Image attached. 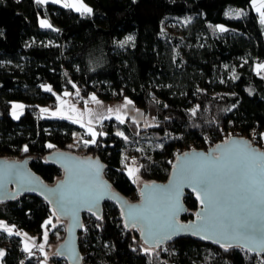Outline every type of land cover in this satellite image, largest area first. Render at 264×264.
<instances>
[{"label":"trees","instance_id":"trees-1","mask_svg":"<svg viewBox=\"0 0 264 264\" xmlns=\"http://www.w3.org/2000/svg\"><path fill=\"white\" fill-rule=\"evenodd\" d=\"M84 1L90 14L52 1L0 0V157L27 158L55 184L64 171L46 156L75 153V134L85 132L40 108L56 107L64 92L77 90L82 99L95 93L103 100L129 97L152 116L150 125L131 117L104 120L98 129L105 135L84 154L76 152L103 158L105 175L131 202L139 201L140 190L127 174L130 155L142 158L141 179L165 182L177 154L193 143L208 149L237 135L264 150V76L255 70L264 62V23L252 0ZM41 20L52 27H41ZM14 101L27 106L19 119L12 115ZM185 202L188 213L181 219L189 221L200 204L192 193ZM52 209L36 195L0 201V224L13 228L12 234L0 228V264H40L24 258L27 241L17 232L35 236L48 228L47 249L65 240L68 220ZM103 213L102 219L84 215L82 264H264V255L225 250L191 235L149 247L138 228L125 226L115 203H106ZM50 260L67 264L56 251Z\"/></svg>","mask_w":264,"mask_h":264},{"label":"snow or ice","instance_id":"snow-or-ice-1","mask_svg":"<svg viewBox=\"0 0 264 264\" xmlns=\"http://www.w3.org/2000/svg\"><path fill=\"white\" fill-rule=\"evenodd\" d=\"M46 2L47 0H36L37 4ZM52 2L59 3L60 0H52ZM252 5L260 14L261 23H264V0H252ZM64 7L75 8L78 12L91 13L92 11L82 3V0L65 3ZM40 25L44 28L52 27L46 20H41ZM218 30L227 31L223 26H218ZM132 39L128 37L120 46L123 47ZM259 67L264 68V65ZM45 90L52 91L50 87ZM65 95L69 94L65 93ZM77 95H79L78 90ZM91 100L96 104L101 103L95 95L91 97ZM63 103L62 101V105ZM131 104L132 101L125 98L122 107L127 108ZM23 107L20 104L13 106L14 118L19 119L20 113L16 109L22 110ZM41 111L47 112L48 109ZM68 111L75 113L76 116L65 115L62 108L52 115L59 114L61 118L73 120L74 123H80L82 127H86L87 133L92 137L91 141H83L86 146L89 143L95 144L97 136L105 135V133L95 131L91 126V119L84 124L83 113H80L74 106H69ZM112 111L113 109H108V112ZM115 111L116 119L123 123L124 117L119 114L120 108ZM89 114L91 115L90 110ZM194 114L195 109H193ZM116 135L124 136L122 132H117ZM261 137L264 139V134H261ZM47 147L55 146L48 144ZM23 151L28 152V147L24 146ZM183 156V160L177 157V164L173 166V179L168 186L160 188L156 185H144L140 196L150 207L126 205L122 208L126 215L125 226L137 228L140 225L138 230L141 232L144 243L154 247H159L171 240L182 230H188L193 235H200L204 239L215 238V242L220 243L225 250L238 247L241 250L260 249L264 251V153L253 149L250 144L245 143L241 146L240 141L226 140L223 145H217L212 152H193L191 156L189 153H184ZM125 167L128 176L133 177V182L136 183L139 179L137 176L139 168L128 167L127 164ZM90 169L98 175L101 166L98 163H90ZM21 176L25 184L31 183L28 178L23 177L22 174ZM62 188L63 186L60 185L56 190H49L51 196L49 202L55 203L52 209L53 215L57 212L64 215L70 214L74 219L82 209L92 211L93 207L107 194L106 192L87 191L82 195H77L66 193ZM185 188L195 194L201 207L200 211L195 213V222L180 225L179 215L186 211L181 202V194ZM97 219H102V216H97ZM51 223V220L46 221L44 227L47 228ZM0 228L12 234V229L6 225L0 224ZM16 235L20 233L17 232ZM44 238L47 240V231L44 233ZM40 248L43 251V245ZM25 251L30 253L31 249L26 245ZM148 251L149 249H145V253ZM4 254L0 251V257Z\"/></svg>","mask_w":264,"mask_h":264},{"label":"water","instance_id":"water-1","mask_svg":"<svg viewBox=\"0 0 264 264\" xmlns=\"http://www.w3.org/2000/svg\"><path fill=\"white\" fill-rule=\"evenodd\" d=\"M227 140H236L241 142V146L245 143L250 144L253 149H258L261 153H264V150H261L259 146L250 140V138L246 136H237L232 135ZM224 141L218 142V144L208 147L207 150L204 149H191L186 150V152H181L177 154L181 160H183L184 153L191 154L193 152L196 153H209L216 149L217 145H223ZM177 156V157H178ZM46 161L50 163L57 164L62 171H64L63 177L55 181V184H49L45 182V180L37 173L35 172L30 165V161H28L27 158H22L20 160L18 159H12V158H5L0 157V201H10L12 199H16L19 196H22V194L27 195H36L43 200L47 201L49 205L52 206V208L55 207V203H50L49 199L51 198L49 190H56L58 186L62 185V190L66 193H75L77 195H82L84 192L87 191H95V192H106L107 194L104 195V198L99 201V203L93 207L92 211H88L86 208L82 209L78 212L77 217L74 219L72 215H64L57 212V215L60 217H63L68 220L67 223V232H66V238L64 241L59 243L57 245L56 249V255L59 256L61 259L65 260L67 264H82L83 258H82V251L80 247V236L79 233L83 229V218L85 214H92L96 218L97 216H103L104 206L106 203H115L118 208L120 209L121 213L123 212V218L124 223H126V215L125 212L122 211V208H125L126 205H136L140 207H150L147 205L144 201V198L140 196L139 201H129L126 196H124L119 191H116L114 189V184L112 180H109L107 176L105 175V167L106 163L99 155L92 156V155H79L76 152L71 151H61L56 150L52 153H49L46 156ZM90 163L95 164L98 163L101 166V171L99 174H95L90 169ZM177 164V159L175 160L173 166ZM173 171L172 169L169 179L165 182H150L145 181L143 185L139 188L140 192L144 188L145 184L148 185H156L160 188H164L169 185V182L173 179ZM28 178L31 183L25 184L23 182L22 176ZM187 193H192L190 189L185 188L181 194V202L183 204V207L186 209V211H183L179 215V224L180 225H189L193 222H195V216L189 221L182 220V216L186 213H188V206L185 202V197ZM194 198L195 194L192 193ZM126 202V204H125ZM200 205L197 211H200ZM196 211V212H197ZM195 212V213H196ZM140 225L137 226L139 228ZM128 229L132 228L130 226L127 227ZM141 234V232H140ZM195 236L198 239H202L209 242H214L216 245L221 246L220 243L215 242L214 239H204L200 235H193L191 231L188 230H182L180 234L174 236L171 240H168L161 244L160 246L166 245L168 242H172L176 240L180 236ZM141 239L144 243L143 237L141 235ZM222 243H226L225 241H221ZM145 244V243H144ZM149 247H153L150 244H145ZM249 251V250H248ZM253 254H259L264 255V251L260 249H253L250 251Z\"/></svg>","mask_w":264,"mask_h":264},{"label":"rangeland","instance_id":"rangeland-1","mask_svg":"<svg viewBox=\"0 0 264 264\" xmlns=\"http://www.w3.org/2000/svg\"><path fill=\"white\" fill-rule=\"evenodd\" d=\"M47 1H52V0H47ZM74 2H77V0H60L59 4L64 5L65 3H74ZM82 3L84 5H86L88 8L92 9V7L89 4H87L84 0H82ZM253 8H255V7H253ZM81 12L85 13L83 11H81ZM85 14H90V13H85ZM259 17H260V14H259ZM260 19H261V17H260ZM48 23H49V21H48ZM170 23H172L173 25H180L181 22H179L177 20H172V21H170ZM261 65H264V62H259L258 64H256L255 70H256V72H258L264 76V68L259 67ZM65 93H68L69 95H65ZM93 95H95L96 98L101 102L100 104H96L94 101L91 100V97ZM127 99L131 100L129 97ZM62 101L64 102L63 105H62ZM124 103H125V98L117 99V100L116 99L103 100L96 93L92 94L89 98L82 99V97H80V93H79V95H77V91H75L74 93L64 92L63 95L60 96V98L58 99V104L56 107H47V106L44 107V106H42L40 109L41 110L42 109H48L47 112L41 111V114L44 116L61 118V116L59 114L52 115V113H57L62 108L65 115H73L75 117L76 116L75 113H71L68 111L69 106H74L76 109L79 110L80 113H83L84 124H87L88 120L91 119L92 120L91 126L98 133L100 130V129H98V124L104 120H107L110 118H116L117 113L115 110L117 108H120L119 114L124 117V120L131 117L132 119H134L136 121H143L144 123H147V125L151 124V122H152L151 117L152 116L151 117L147 116L146 113L144 112L143 108H141L140 106L138 107L134 102H132V104L129 105L127 108H123L122 106L124 105ZM17 104L24 106L22 110L16 109V111L19 112L21 115L22 113H24L27 106L21 101H14L12 103V107L14 105H17ZM109 108L113 109V111L111 113L108 112ZM13 110H14V108H12V112H13ZM89 110L91 111V115L89 114ZM105 117H110V118H105ZM61 119H63V118H61ZM68 120H70V119H68ZM70 121L73 122V120H70ZM76 124L81 126L80 123H76ZM82 128H83V131L85 133H80V132L76 133L75 139H74L73 143L71 144V147L74 149V151H76L79 154H84V152H86L87 146L83 143V141H85V140L91 141V139H92V137L87 133L86 127H82ZM97 137H96V139H97ZM128 157L130 159V160H128L129 161V163L127 164L128 167H134V168L140 167V164L142 162L141 163L138 162V160H137L138 156L137 155H135V156L130 155ZM137 176L139 177V179L136 182V185L138 188H140L143 185V183L146 181L144 178L141 179V177H140V168H139V172L137 173ZM130 179L133 180V177H130ZM3 225H6V224L3 223ZM7 227H9V226H7ZM9 228H11L13 231L12 227H9ZM48 230L49 229L47 228L46 229L47 234H48ZM44 233L34 236V235H30L24 231V232H20V235L23 237V239H25V241H27L28 245L30 242H33L35 246L39 247L40 251H41L40 246L43 245V251H41V253H42V256L44 257L45 261H43L41 264H50L49 263L50 256L53 252L56 251L57 248H56V245H51L49 249L45 248L47 240H45V238H44ZM0 251L4 252V247L0 246ZM1 258L2 257H0V259Z\"/></svg>","mask_w":264,"mask_h":264},{"label":"built area","instance_id":"built-area-1","mask_svg":"<svg viewBox=\"0 0 264 264\" xmlns=\"http://www.w3.org/2000/svg\"><path fill=\"white\" fill-rule=\"evenodd\" d=\"M255 142V141H254ZM204 149V148H199L196 144H190L188 146L185 147V149L182 151L183 152H186V150H191V149ZM204 150H207V149H204ZM138 162L141 163L142 162V158L141 156H138L137 158ZM31 249V252L29 253L28 251H24V258H31L33 257L35 260H37L38 263H42L43 261H45L44 257L42 256V253L39 249L38 246H35L34 244L31 245L30 247ZM50 264H53V262L50 260L49 261Z\"/></svg>","mask_w":264,"mask_h":264},{"label":"crops","instance_id":"crops-1","mask_svg":"<svg viewBox=\"0 0 264 264\" xmlns=\"http://www.w3.org/2000/svg\"><path fill=\"white\" fill-rule=\"evenodd\" d=\"M35 241V240H34ZM34 243L33 242H30L29 243V245L27 244V246L30 248L31 247V245H33ZM4 253H5V251H4ZM3 258V257H2ZM2 258L0 259V261L2 260Z\"/></svg>","mask_w":264,"mask_h":264}]
</instances>
